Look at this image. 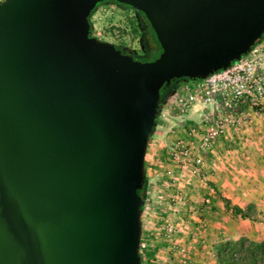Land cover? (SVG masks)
I'll return each mask as SVG.
<instances>
[{
    "label": "water",
    "instance_id": "1",
    "mask_svg": "<svg viewBox=\"0 0 264 264\" xmlns=\"http://www.w3.org/2000/svg\"><path fill=\"white\" fill-rule=\"evenodd\" d=\"M104 1L143 15L155 60L91 36ZM263 36L264 0L1 1L0 264H142L138 191L164 91Z\"/></svg>",
    "mask_w": 264,
    "mask_h": 264
},
{
    "label": "rangeland",
    "instance_id": "2",
    "mask_svg": "<svg viewBox=\"0 0 264 264\" xmlns=\"http://www.w3.org/2000/svg\"><path fill=\"white\" fill-rule=\"evenodd\" d=\"M131 20L132 14L129 11L118 9L112 5L100 6L91 19L95 37L115 45L139 50L138 34L132 26ZM158 55L157 51H150L145 59L152 61ZM167 105L168 107L172 106L171 113L168 115L172 122H168V126L164 129L159 128L157 124L155 133L159 131L162 138L161 136L157 138L154 134L152 149L150 148V152H148L154 157V160L149 158L148 163L154 164L146 167L148 186L142 214L140 250L144 264H213L214 246L223 241L237 240L241 237L252 241L264 240V210L256 206L252 207L251 216L248 219H241L232 214L229 215V213L226 215L227 211L224 212L227 221H194L197 219L196 215L189 217L190 211L186 210L187 205H185V191L190 187L197 189L198 185H201L202 176L206 174L202 175V168L191 165L188 160L172 161L169 154L173 144L182 140L188 147H192V154L201 155L197 148L198 141L210 121L215 118L216 113L209 112V115L204 116L205 122L185 125L187 118L179 112L174 101ZM203 109L206 108L203 106ZM161 116L162 113L159 119ZM187 130L188 133H186ZM243 133H248V131L242 126L228 129L224 135L228 136L229 141L231 138L241 137ZM223 136L215 139L206 151L205 169L208 175L215 174L220 188L223 187L230 191L228 196L240 198L243 209H246L248 207L245 204L247 194L235 193L245 179L240 177L241 172L238 168L233 169L232 167L226 170L227 164L221 163L222 155L227 152L249 153L253 149H264V143L253 139L245 148L243 144L234 145V142L222 139ZM157 139L159 140L156 141ZM229 144L231 147L228 146ZM216 156L220 157L219 161L215 158ZM217 161L220 163L216 164ZM217 167L219 168L217 169ZM253 182L254 187H257L259 179H255ZM207 183L210 184V181ZM248 184H251L250 181H247ZM178 193L181 195L176 199L175 196H178ZM219 199L223 203V198L219 197ZM228 201L232 205V201ZM261 205L264 207L263 202ZM154 247H156L155 253L149 257L147 253Z\"/></svg>",
    "mask_w": 264,
    "mask_h": 264
},
{
    "label": "built area",
    "instance_id": "3",
    "mask_svg": "<svg viewBox=\"0 0 264 264\" xmlns=\"http://www.w3.org/2000/svg\"><path fill=\"white\" fill-rule=\"evenodd\" d=\"M244 102H249L252 108H264V40L255 44L229 68L211 74L204 80L188 81L174 98L180 113L195 103L216 113L198 141L200 152H206L215 139L223 136L228 129L240 127L246 118L241 109ZM169 156L175 162L188 160L196 166L201 164V158L192 154V147L182 140L173 144Z\"/></svg>",
    "mask_w": 264,
    "mask_h": 264
},
{
    "label": "crops",
    "instance_id": "4",
    "mask_svg": "<svg viewBox=\"0 0 264 264\" xmlns=\"http://www.w3.org/2000/svg\"><path fill=\"white\" fill-rule=\"evenodd\" d=\"M187 82L188 81H183L180 84V88ZM174 98L170 99L167 104H170L172 101H174ZM167 104L163 109L162 116L158 122V127L163 129L168 126V122H172V119L168 117V115L171 113L172 106L168 107ZM241 109L243 110L246 118L242 121L240 127L243 126V128L247 130L248 133H243L242 136L238 138H231L229 141L234 142V145L238 144L240 146V144H243L245 148L248 146L247 144L249 142H252L253 139L260 141V143H264V108H252L249 102H244L241 105ZM209 112H211L209 108L203 109V105L194 104L183 113L186 116L185 118H187V123H185V125H194L193 123L205 122L204 116L209 115ZM208 121L210 120L208 119ZM186 133H188V130ZM156 136L157 138L158 136L160 138L161 135L159 131L155 133V137ZM222 139L228 141V136L224 135ZM158 140L159 139L156 141ZM152 142L154 141L151 139L145 158L146 167H148L150 164H154L152 162L148 163L149 158L154 160V157L148 154V152H150V148L152 149ZM228 146L231 147V144ZM198 156L201 158V164L199 167L202 168V175H206L202 176L200 181L201 185H198L199 187H197V189L191 187L186 189L185 205H187V209H185L188 210V212L190 211V218L194 217L195 215L197 216V219L194 221H227L228 219L224 215V212H226L224 209V204L219 199V197L231 200L232 205L238 206L241 209H243V204L241 203L242 200L238 197L228 196L230 191L228 189H224L223 187L220 188L218 180L215 179V174H207L204 165L207 159V153L201 152V155ZM215 158H217L218 161L220 160L219 156H216ZM218 161L216 164L220 163ZM221 163L227 164L226 170H229L232 167L233 169L238 168L240 170V177L244 178L245 181L242 183V186L239 185V190H236L235 193L238 194L239 192L247 194V197L245 198V204L251 207L256 206L257 208L264 210V207L261 205L262 202L264 203V149H253L249 153H244L242 151L227 152L225 155H222ZM190 164L196 166L192 162ZM218 168L219 167H217V169ZM216 177H218L217 174ZM255 179H259V184L257 187H254L255 184L253 181ZM207 181H210V184L207 183ZM247 181H250L251 184L247 185ZM241 187H243L244 190H242L243 188ZM180 195L181 194L178 193V196H175V198L177 199ZM228 213L231 215L230 212H226L225 214L228 215Z\"/></svg>",
    "mask_w": 264,
    "mask_h": 264
},
{
    "label": "trees",
    "instance_id": "5",
    "mask_svg": "<svg viewBox=\"0 0 264 264\" xmlns=\"http://www.w3.org/2000/svg\"><path fill=\"white\" fill-rule=\"evenodd\" d=\"M102 5H112V6L117 7L118 9L129 11L132 14L131 24L134 27L137 34H139L138 33L139 25L140 27L148 28L149 35H148L147 40L145 39L143 40L144 47H148L150 51H157L160 54L159 45L155 39V36L149 24L144 19L143 15L134 9H131L124 5H119L113 1H107V2L104 1L102 3H99L96 5L95 9L91 12L90 17H89V21L91 23V36H95L93 24L91 21L92 16L96 12V10ZM263 39H264V36L260 41H262ZM260 41H258L256 44H258ZM147 45H150V47ZM116 47L118 49H126V50L135 51V49L125 48L122 45L120 46L116 45ZM147 56L148 54L145 55L143 60L150 61L148 59H145ZM157 57H155V59ZM183 81H192V80L182 79V80L173 82L171 86L164 91L163 98L161 101V105L163 108H165L166 104L169 102L170 99L174 98L177 95V93L180 90V84ZM158 122H159V119H158ZM147 186H148V179L146 178L142 189L138 191L139 195H141L144 199H146ZM222 200H223L225 211L230 212L233 216L239 217L241 219H248L251 216V213H250L252 209L251 206H248L246 209H241L238 206L231 205L227 199L223 198ZM155 250H156V247L151 249L147 253L148 256L150 257L151 255H153L155 253ZM142 264H144L143 260H142ZM213 264H264V240L252 241L245 237H241L237 240L223 241L214 246Z\"/></svg>",
    "mask_w": 264,
    "mask_h": 264
},
{
    "label": "flooded vegetation",
    "instance_id": "6",
    "mask_svg": "<svg viewBox=\"0 0 264 264\" xmlns=\"http://www.w3.org/2000/svg\"><path fill=\"white\" fill-rule=\"evenodd\" d=\"M107 2V1H106ZM138 43H139V50H135V51H131V50H126V49H121L124 53H127L129 55H131L134 59L145 62V60H143V58L145 57V55H149L150 50L148 49V47H144V42L143 40H147L148 38V28L147 27H140V25L138 26ZM147 43V41H146ZM150 47V45H147ZM126 48V47H125Z\"/></svg>",
    "mask_w": 264,
    "mask_h": 264
}]
</instances>
